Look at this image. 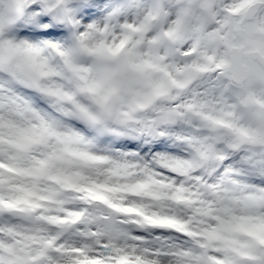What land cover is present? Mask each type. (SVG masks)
Here are the masks:
<instances>
[{
	"label": "snow or ice",
	"instance_id": "snow-or-ice-1",
	"mask_svg": "<svg viewBox=\"0 0 264 264\" xmlns=\"http://www.w3.org/2000/svg\"><path fill=\"white\" fill-rule=\"evenodd\" d=\"M0 264H264V0H0Z\"/></svg>",
	"mask_w": 264,
	"mask_h": 264
}]
</instances>
